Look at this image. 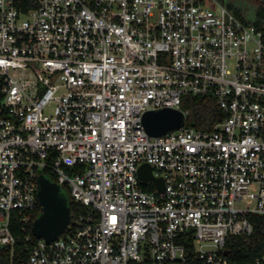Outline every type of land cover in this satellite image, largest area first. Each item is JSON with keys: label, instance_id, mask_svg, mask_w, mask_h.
I'll return each mask as SVG.
<instances>
[{"label": "built area", "instance_id": "2783aa9c", "mask_svg": "<svg viewBox=\"0 0 264 264\" xmlns=\"http://www.w3.org/2000/svg\"><path fill=\"white\" fill-rule=\"evenodd\" d=\"M16 4L0 0V247L11 264L45 171L82 212L52 243L27 236L18 264H233L229 243L264 217L263 32L222 0ZM187 96L212 97L223 120L186 127ZM164 109L184 126L150 137L143 116ZM143 165L163 191L140 179Z\"/></svg>", "mask_w": 264, "mask_h": 264}, {"label": "trees", "instance_id": "16d2710c", "mask_svg": "<svg viewBox=\"0 0 264 264\" xmlns=\"http://www.w3.org/2000/svg\"><path fill=\"white\" fill-rule=\"evenodd\" d=\"M40 0H17L16 6L24 13L36 9ZM223 1V0H222ZM255 19L251 25L264 34V3L256 4ZM228 9L245 24L249 25V12H241L237 6L228 4ZM182 110L188 113L186 127H192L199 131H210L213 127L223 120L224 114L219 110L215 100L212 97H192L187 96L183 99ZM42 175L51 183H56V177L50 172H44ZM60 196L68 202L72 218L82 212V209L74 202L69 189L61 188ZM42 210L40 205L36 211L31 214V222L27 226V232L24 233L18 227L14 232L15 236L21 239V243L17 247V256L14 258L15 264L20 259L26 260L28 252L23 250L24 245L30 243L25 242L27 236L33 241L35 238L32 234L34 221L41 216ZM249 220L253 225L254 233L250 238H234L228 246L229 260L233 264H255L257 260L264 259V217L258 215H250ZM0 264H11L10 250L0 247Z\"/></svg>", "mask_w": 264, "mask_h": 264}, {"label": "water", "instance_id": "95a60500", "mask_svg": "<svg viewBox=\"0 0 264 264\" xmlns=\"http://www.w3.org/2000/svg\"><path fill=\"white\" fill-rule=\"evenodd\" d=\"M184 115L176 110L164 109L158 112H147L143 116V125L150 137L160 138L183 128ZM142 181H153L160 191L164 190L162 180L154 179L148 165L139 170ZM61 188L51 183L44 176L39 179L38 200L42 210L41 216L34 221L32 234L37 239H44L47 243L56 241L64 234L71 222V211L68 202L61 196ZM225 255L227 253L225 252Z\"/></svg>", "mask_w": 264, "mask_h": 264}, {"label": "rangeland", "instance_id": "374dc122", "mask_svg": "<svg viewBox=\"0 0 264 264\" xmlns=\"http://www.w3.org/2000/svg\"><path fill=\"white\" fill-rule=\"evenodd\" d=\"M223 3L227 8L228 4H233L234 6H237L241 12H249V25H251L255 19L256 4L264 3V0H223Z\"/></svg>", "mask_w": 264, "mask_h": 264}, {"label": "snow or ice", "instance_id": "6c2138e0", "mask_svg": "<svg viewBox=\"0 0 264 264\" xmlns=\"http://www.w3.org/2000/svg\"><path fill=\"white\" fill-rule=\"evenodd\" d=\"M112 222L115 223L116 222V218L112 217Z\"/></svg>", "mask_w": 264, "mask_h": 264}]
</instances>
